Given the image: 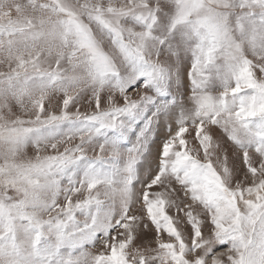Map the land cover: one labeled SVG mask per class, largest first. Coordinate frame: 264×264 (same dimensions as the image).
Returning <instances> with one entry per match:
<instances>
[{
	"label": "snow or ice",
	"instance_id": "obj_1",
	"mask_svg": "<svg viewBox=\"0 0 264 264\" xmlns=\"http://www.w3.org/2000/svg\"><path fill=\"white\" fill-rule=\"evenodd\" d=\"M0 264H264V0H0Z\"/></svg>",
	"mask_w": 264,
	"mask_h": 264
},
{
	"label": "rangeland",
	"instance_id": "obj_2",
	"mask_svg": "<svg viewBox=\"0 0 264 264\" xmlns=\"http://www.w3.org/2000/svg\"><path fill=\"white\" fill-rule=\"evenodd\" d=\"M164 134H165V133H164L163 129H161V131H160V133H159V136H158V138H157V146L159 145L160 140L163 139Z\"/></svg>",
	"mask_w": 264,
	"mask_h": 264
}]
</instances>
